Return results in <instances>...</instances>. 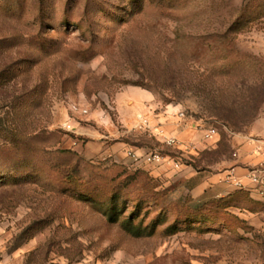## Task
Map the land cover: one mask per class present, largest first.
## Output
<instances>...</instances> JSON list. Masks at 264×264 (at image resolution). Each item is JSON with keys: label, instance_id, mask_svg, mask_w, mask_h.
Here are the masks:
<instances>
[{"label": "rangeland", "instance_id": "rangeland-1", "mask_svg": "<svg viewBox=\"0 0 264 264\" xmlns=\"http://www.w3.org/2000/svg\"><path fill=\"white\" fill-rule=\"evenodd\" d=\"M167 108L194 176L128 154L180 162L141 127ZM236 138L264 142V0H0V264H264V198L190 192Z\"/></svg>", "mask_w": 264, "mask_h": 264}, {"label": "crops", "instance_id": "crops-1", "mask_svg": "<svg viewBox=\"0 0 264 264\" xmlns=\"http://www.w3.org/2000/svg\"><path fill=\"white\" fill-rule=\"evenodd\" d=\"M151 118V126L153 127L154 132L146 131L149 137H154L161 143L165 144L166 138H175L176 143L172 146V149L176 152V159L180 160V167L178 170L173 169L177 176L196 175L192 172L190 165L184 163V159H192V156L196 155L197 152L206 147V144L199 140L198 135L195 136L194 133V122L191 120H182L178 115H176V111L172 109H165L163 111H159L158 113L149 112ZM131 121V118L125 120L127 124ZM161 131L162 134H158L157 132ZM264 142L262 141H253L249 138H236L234 145L238 148L236 152L237 156L234 159H231L226 166L218 173L204 172L202 176H200L199 183L195 185L190 192H192L193 197L198 198L203 195L206 190L214 189L219 191H227L230 190V187L227 183V179L229 178V174L233 173L239 179H241L245 183H249L248 175L251 169H253L256 165H258L262 161L263 155L257 151L258 147H264ZM119 144L115 148L118 150L123 148ZM125 151H126V145ZM137 154L144 155L147 152V149L144 147L135 148ZM126 155V152H125ZM134 163V161L132 160ZM148 165V164H146ZM166 165H162L161 167L154 166L153 164L148 165V167H152L155 169L156 173L162 172ZM154 166V167H153ZM234 188V187H233ZM232 189V188H231Z\"/></svg>", "mask_w": 264, "mask_h": 264}, {"label": "built area", "instance_id": "built-area-1", "mask_svg": "<svg viewBox=\"0 0 264 264\" xmlns=\"http://www.w3.org/2000/svg\"><path fill=\"white\" fill-rule=\"evenodd\" d=\"M86 112V111H85ZM180 117H184L182 112L179 113ZM141 127H144L147 131L150 130V121L148 118L141 116ZM203 138L209 139L216 133L214 127L202 128ZM162 134L161 131L157 132ZM165 142L167 145L173 146L176 143L175 138H166ZM257 151L263 155L262 161L256 165L253 169L250 170L248 175L249 183L243 182L241 179L237 178L235 174H229L227 183L229 186L242 189L250 192L251 194L258 196L259 198H264V147H258ZM129 156L133 158L134 161L138 162L143 160L144 163L149 164H163L171 163L175 168L180 167V163L168 155H164L158 150L147 153L145 156H139L132 150L128 152ZM237 154H235L236 156Z\"/></svg>", "mask_w": 264, "mask_h": 264}, {"label": "trees", "instance_id": "trees-1", "mask_svg": "<svg viewBox=\"0 0 264 264\" xmlns=\"http://www.w3.org/2000/svg\"><path fill=\"white\" fill-rule=\"evenodd\" d=\"M240 190H242V189H240ZM112 219H113V220H115V219H116V216H115V217H113Z\"/></svg>", "mask_w": 264, "mask_h": 264}]
</instances>
